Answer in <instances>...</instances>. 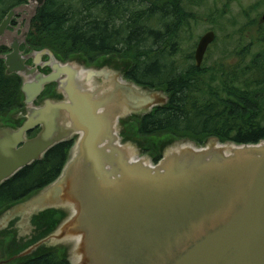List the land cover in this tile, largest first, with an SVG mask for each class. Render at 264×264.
Listing matches in <instances>:
<instances>
[{
	"label": "water",
	"instance_id": "95a60500",
	"mask_svg": "<svg viewBox=\"0 0 264 264\" xmlns=\"http://www.w3.org/2000/svg\"><path fill=\"white\" fill-rule=\"evenodd\" d=\"M45 2L28 0L0 23V46L11 48L0 56L5 73L21 78L22 107L7 119L23 121L0 116V186L73 144L53 181L0 209V264L54 251L70 264H264V138L140 135L138 121L170 93L126 78L133 61L116 54L91 63L45 46L24 55L28 30L8 26ZM215 39L213 30L200 38L198 65Z\"/></svg>",
	"mask_w": 264,
	"mask_h": 264
},
{
	"label": "trees",
	"instance_id": "16d2710c",
	"mask_svg": "<svg viewBox=\"0 0 264 264\" xmlns=\"http://www.w3.org/2000/svg\"><path fill=\"white\" fill-rule=\"evenodd\" d=\"M22 1L27 0H0V21L10 7ZM187 1L46 0L34 19L29 40L35 48L47 46L65 57L82 54L89 62L116 51L134 58L148 75L136 76L135 81L164 87L171 95L167 106L155 108L138 121L140 135L191 137L200 143L210 136L258 142L264 138V49L249 66L239 70L238 64L232 73L225 64L179 70L176 42L179 33L189 27ZM20 86L21 78L6 75L0 58V116L21 106ZM71 145L54 147L43 160L1 185L0 209L53 181ZM160 158L157 154L155 161ZM3 246L0 240L1 253ZM12 264L70 263L54 251Z\"/></svg>",
	"mask_w": 264,
	"mask_h": 264
},
{
	"label": "rangeland",
	"instance_id": "374dc122",
	"mask_svg": "<svg viewBox=\"0 0 264 264\" xmlns=\"http://www.w3.org/2000/svg\"><path fill=\"white\" fill-rule=\"evenodd\" d=\"M187 2L186 25L189 27L179 33L176 42L175 57L181 61L196 49L200 38L210 30L216 33V39L208 49L205 67L225 64L232 73L234 66L239 64V70H243L264 49V24L261 22L264 0ZM2 255L0 251V257Z\"/></svg>",
	"mask_w": 264,
	"mask_h": 264
},
{
	"label": "flooded vegetation",
	"instance_id": "af4514ba",
	"mask_svg": "<svg viewBox=\"0 0 264 264\" xmlns=\"http://www.w3.org/2000/svg\"><path fill=\"white\" fill-rule=\"evenodd\" d=\"M136 1H139V0H136ZM167 1L168 0H165L166 3H167ZM24 4H29L28 0L25 1V2H23V1L19 2L18 4L10 7L7 10V12L5 13L4 17L1 19L0 23L2 22V20L5 18V16L7 15V13L11 9H13L14 7L20 6V5H24ZM41 7H39L37 9L36 13H34L33 11H29V10L25 9L22 14L16 15L12 19L10 25L8 26L7 31L9 33H14L15 32L16 35H19V34L21 35L25 30H28V35L26 36V41L24 43L20 44V49L23 51L24 55H27L30 52L31 48L36 47L33 43H31V41L29 40L30 39L29 37H30L31 32L33 31L34 19L37 18L39 10L41 9ZM263 24H264V22H263ZM8 42H11V41H9V36H8ZM197 46H198V44H197ZM210 46L211 45H209L208 49L210 48ZM177 48H178V46H176V51H178ZM196 49H197V47H196ZM196 49L193 50V52H191L189 55H187V57L184 58L182 61L179 58L176 57L177 58V63H178V66H179V70H184L185 68H188L189 66H196L197 68L203 66V64H204V62L206 60L207 54H208V49H207V52L205 53L203 61L200 63V65H198V61L196 59ZM10 51H11V48H9L7 45L3 44V45L0 46V56L2 54L8 53ZM121 53L122 52L116 51V52H111L110 54L99 55V56L95 57L96 60H94L95 58H93L91 60V63H94L97 60L101 59L102 57L107 56V55H111V54H116L119 60H129V59H131V57L124 56ZM59 56H61V55H59ZM61 57L63 59H68L70 56H67V57L61 56ZM171 58L174 59V57H171ZM132 59H134V58H132ZM46 60H48V56H44L42 58L41 62L46 61ZM26 63L31 65L33 63V58H28ZM143 68L144 67H142L141 65L137 64L135 59H134L133 62H131V64L129 66H127V69H126V72H125L126 78H130V79L135 80L136 76L137 77H139V76H148V75L142 73ZM40 69L45 71V72H49V70H50L48 66L40 67ZM148 83H153V82L149 81ZM54 86L55 85L52 84L44 92V94L42 96L51 95L52 92H53ZM20 107H22V104H21ZM20 107H18V108H20ZM8 114L9 113H7L6 115L1 116V117L5 118V120H4L5 123H7L9 125H12V126H15V127L21 126L23 121H11V120L7 119ZM37 130H38V128L32 130L31 132H29L28 136L30 137V136L34 135ZM71 142L73 144V141L63 142V143H60V144H69ZM60 144H58V145H60ZM58 145H56V146H58ZM56 146H54V147H56ZM53 148H51V149H53ZM68 152H69V150H68ZM68 152H67V155H68ZM66 158H67V156H66Z\"/></svg>",
	"mask_w": 264,
	"mask_h": 264
}]
</instances>
